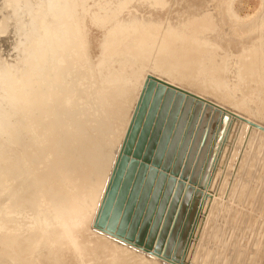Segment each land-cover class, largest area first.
I'll use <instances>...</instances> for the list:
<instances>
[{"label": "rangeland", "instance_id": "obj_1", "mask_svg": "<svg viewBox=\"0 0 264 264\" xmlns=\"http://www.w3.org/2000/svg\"><path fill=\"white\" fill-rule=\"evenodd\" d=\"M98 1H100V3ZM218 1L220 0H214V2H211V0H0V264H148L150 262V264H165L164 261L147 255L146 252L137 249V251H135V248L132 249V246L130 248V245L125 244L122 246L123 243L121 244V242L114 240L110 236L95 231L92 225L97 216L99 206L121 150L119 146H122L127 134L129 126L128 128L125 126L130 125L129 122L132 120L131 118L135 112L148 75L154 76L190 94L194 93L193 95L264 128V47H262V39L264 37L262 30L264 28L259 27L261 25L259 21L264 14L263 4L261 3L263 0H228L226 4L223 0V3L220 1L224 4H221L222 7L220 10L216 8L220 3ZM228 8L230 9V13L237 19L235 20L236 24L228 19L230 18L227 15ZM73 9L74 11H72ZM75 10H77L76 13ZM225 11L226 13H224ZM69 14L72 16L71 20ZM76 15L79 16L77 17ZM74 19H76V21ZM186 22L190 24L184 25ZM233 23L237 28L239 26L238 29L246 34L242 36H232L229 32V28ZM67 24L70 25L67 26L68 29L64 27ZM188 26L190 27V31L189 28H187ZM169 27L177 28L181 33L174 37L172 36L173 31L171 32L168 30ZM198 27L200 28L198 29ZM259 28L261 30H259ZM191 29L194 30L191 32ZM195 29H197V32ZM204 30L205 32L209 33L211 31L213 33L210 32V35L208 33L204 34ZM184 31H187L188 34ZM200 32L202 34H200ZM191 33L192 35H190ZM199 35L210 38L212 42L217 39L213 42L215 44L218 40L219 41L215 46L206 45L207 39L206 42L202 41L203 43L200 44V41H194V38ZM65 38H67V40ZM63 39L67 42L66 45L65 42H61ZM68 40L74 44L76 43L75 46H72L71 43L70 50L68 49V52L71 54L74 55L76 53V57L75 55L71 57L67 52L66 48H69ZM147 42L158 43L160 46L157 44L158 46L156 45L157 47L154 49L152 46H146L145 43L147 44ZM58 44L61 47L57 46ZM77 46H79L80 53L81 51L85 53H81V57H79V50H76V48H78ZM161 46L164 48L162 49ZM72 47H75V49ZM71 49H74L75 52H71ZM189 49H192V51ZM175 50H179L180 52L178 51L172 54ZM201 50H203V54ZM64 51L70 56H66L69 58L67 60L69 61L68 65L66 66L71 68L68 69L71 72L66 69L65 63L67 62L64 59L66 57L62 55H66ZM190 51L192 53L195 51L194 54H197L192 57L194 66L191 63L192 61L189 62L191 59H186V57H188L187 52ZM59 53L62 56L59 55ZM255 53L256 56L254 55ZM46 54H49L48 56L55 54L57 57L54 55L48 57ZM161 54L163 58L160 57ZM250 54L252 57H256L255 61H251L253 58ZM43 56L46 58L44 57L45 59H43ZM199 56L201 58H199ZM170 57L173 59L172 61ZM81 58H85L87 60L86 63L84 62L85 59L81 61ZM164 58H169L170 61L169 59L165 61L166 59ZM177 58L178 61L179 58H182L181 65L185 67H180L178 63H175L177 62ZM79 60L81 61V65L79 64ZM161 60H163V63H161ZM34 64L36 65L34 66ZM197 65L198 67H195ZM62 67H65L64 69H66L68 73L66 70L65 72L68 75L65 74L64 71L62 72ZM75 67L77 69L79 68L78 72L75 71ZM188 67H190L192 71H189L190 68ZM103 68L104 71H102ZM91 69L92 71H90ZM176 70L179 72L177 73ZM79 71L83 73L85 77L81 78L82 74ZM187 72H189L191 76H189ZM195 72H197V74ZM62 73L65 76H62ZM78 73H80L79 80H81V84L78 79L76 82V77L78 76L79 78ZM195 75L197 77H195ZM111 77L115 80L114 84L112 83L114 80ZM116 77L119 78L120 81L116 79ZM172 77L173 79H171ZM186 78L188 81L185 80ZM56 79H58V81ZM104 80H107L109 83ZM192 80L194 81L192 82ZM58 82L59 84L61 83L63 90L60 89L61 87L59 88L60 85L57 86ZM75 82L79 84L76 85ZM183 82H185V84L188 82L187 84L189 87H186L187 85L184 86ZM102 83L104 85L107 83L108 86L100 87V85H103ZM55 84L59 93L61 90L64 93L67 92L66 94H62L61 92V99L58 93L59 95L57 98L59 101L57 102H59L60 105L64 100V96H68L67 98L69 101L70 99L72 100V102L70 101L72 105H74L73 99H75V102L77 100V104L80 101L78 99H82L79 102V106L77 104L74 105L75 110L72 109V105V107H69L71 111L68 110L69 108L65 109V106L68 107L70 104L67 103L68 105H65L62 103L64 106L63 110L65 109L64 111H70L74 114L72 116L70 115L71 117L74 116L73 120L78 116L75 121L77 124L71 118L75 123L74 126L72 125L74 123H71L69 119L70 113L64 112L66 115L61 113L63 111H60L62 106L60 107L59 104L56 106V100H54L53 105V99L47 96L49 93H47V91H57ZM200 85L201 88H199ZM54 87L56 90L53 89ZM75 88H78V90ZM198 88L200 89V93L198 92ZM72 89L75 91H71L73 94H69ZM30 90L34 91L30 92ZM201 90H204L207 95L203 94V91L201 93ZM209 91L210 93H208ZM34 92L35 94H37L36 92L39 93L37 95L38 97H35V94L34 96L32 95ZM202 94L204 95L203 97ZM209 94L211 96L214 95V97H209ZM73 95L76 98L74 97L72 99L71 97H73ZM33 97L38 100L36 99L34 102ZM90 101L94 102V104H92V102L90 104ZM48 102L51 106H49ZM87 102L90 107H87ZM23 105L24 108H22ZM44 106L47 107L45 108ZM55 106V110L60 111L58 114L52 109L55 108ZM84 106H86V108ZM38 107L42 109L38 111ZM49 107L52 110L49 109L50 111L47 112V108ZM79 107H81L82 110H80ZM28 108H32V111L29 110L31 114H33L35 108H37L35 115L28 113ZM76 109L79 111L76 112ZM124 109H126L129 114L124 111ZM119 112L122 114L118 115L120 114ZM123 112L126 113L124 114ZM29 116H33L31 119L32 123L28 121L30 118ZM101 116L104 118H101ZM129 117H131L130 120L128 119ZM39 118H44L42 120L44 126L41 125L42 121L41 119L38 120ZM79 119L82 121H79ZM99 119L101 121H99ZM50 120H56L58 122V129L61 131L57 130V132L52 135L51 132L48 131L49 128L46 126V122ZM105 121H107V123ZM99 122L102 124L101 126H103V129L99 126L102 130L98 125H94L95 123L99 124ZM127 122L128 124H126ZM227 122V117H224L220 130L223 131L225 129ZM38 123H40V125ZM87 123H89V125H87ZM26 124L28 125L26 126ZM31 124H35L36 127ZM107 124L109 127L108 130H110L111 133L105 130L107 129ZM41 126L43 128H41ZM75 126H78V128L76 129ZM71 127L73 128L72 131ZM91 127L95 128L90 131L89 129H91ZM74 128L77 131H75ZM35 129H37L36 131L39 133L34 131ZM62 131L64 136L62 135ZM225 131L222 144L219 146L220 148H218L219 154L217 155L219 157L217 156L218 158L214 163V166L216 163H218V166L216 165V168L213 169L215 173L211 174L209 179L210 182L209 184L207 183L210 185L213 180L209 187L210 189L207 190L208 186L206 185L203 191L204 194L203 192H199L201 197L198 195L199 197L195 206L191 208L190 213L194 218L191 221V217L190 222L193 225L196 220L197 222L195 224L198 223V225L195 226L194 224L192 226L189 224L190 227L188 225L189 229L187 227L184 231V238L182 237L181 243L178 246L179 252L184 248L182 260L187 264H258L260 257L263 255L264 133L245 125L236 118H231ZM76 132H78L77 134L81 137L78 136V139H81H79L81 143H74L78 140L77 138L73 140ZM103 134H105V136ZM122 136H124L122 138L123 140L121 139ZM71 138L73 139L71 140ZM45 141L49 142L45 143ZM72 141H74L73 145H79L78 149L71 144ZM27 142L30 143H28L29 148H27ZM68 144L70 145L68 146ZM71 146H73L72 149ZM243 147L246 148V150ZM64 148L67 150H64ZM69 148L70 150H68ZM27 149L29 152H31L30 150L32 149L38 152L40 149L39 152L42 153V156H39L40 158L38 157L37 160L38 153L36 154V152L32 151L33 153L31 152L30 154ZM75 149L77 150L76 153ZM24 151L28 154L25 155ZM68 151H72L71 153L69 152L70 155L72 154L71 156L69 155L72 159L75 157L77 158V160L73 159L76 161L74 162L75 168H73L72 159L67 157L69 154ZM43 152L45 153L44 155ZM48 154L56 157H49ZM221 154L222 156L220 157ZM34 155L36 156L34 157ZM63 155L68 159L65 160ZM73 155L75 157H73ZM47 157L51 159L49 160ZM82 157L87 158L88 162H90L89 158H91V162L94 163L95 168L93 173L92 171L91 173L88 172L90 170L86 162L82 161ZM46 158L48 161L44 160ZM68 160H70L69 163L72 162L71 167L73 169L69 164H66ZM217 160L220 161L217 162ZM78 162L82 164V169L80 168L81 166L77 165L79 164ZM65 167L67 170L64 169ZM69 167L72 170L69 169ZM86 167L88 169H86ZM77 168L79 169L77 170ZM43 169L45 172H42ZM65 170L66 172H64ZM80 170L83 171L81 172ZM80 172L83 177L80 175ZM83 172H88L93 176L88 178L91 175L85 173V176L88 177H85L86 180H84ZM62 174L64 176H62ZM213 174H215L217 178H214ZM51 175L52 177L55 176V178L52 179H55L54 182L50 180ZM78 175L79 179L82 177L81 180L87 181L85 184H82L84 182H79L84 188L76 187L77 181L75 179L77 177L75 178V176ZM219 175L222 177L220 176L218 178ZM87 178L89 180H87ZM69 179L71 182H69ZM72 179L76 181L75 185ZM99 180L102 182L101 185L98 184L100 183ZM79 183L77 182V185ZM216 183L217 187L220 186L218 183H222L218 189ZM52 185H57L58 187H53ZM60 186L63 187L60 189ZM63 188L65 190H63V192L65 193L62 192ZM77 188L79 190L81 189V194L84 193V198L81 197L82 195H79V190L76 191ZM82 189H86L85 192ZM99 191L101 192L99 193ZM76 193H78V196ZM97 193L98 195H96ZM85 194L87 196H85ZM211 194L215 199H212L213 197ZM72 195L77 197V202L79 199L81 200V203L79 202L81 205L77 203L78 206L76 207L73 204L74 208H82L83 210L81 209V212L78 209H73L72 203L74 201L76 203V197L74 196V201L71 199L73 201L71 202L70 196ZM96 196L97 198H94ZM208 196L212 197L210 198L212 201L206 199ZM90 197H93L94 200L93 198L91 200ZM88 198L90 201L87 200ZM68 199L70 202H66ZM217 200L223 201L224 204L222 205L221 202ZM91 201L95 203L92 204ZM95 204L98 206L93 207ZM226 204H229V207ZM65 205L71 206L70 209L72 208L71 213L68 215L71 217L73 216L72 213L74 214V216L70 218V221L67 218L69 217L66 213L68 211L64 210L70 211V209ZM63 206H65V208ZM214 206H218L217 214L215 213L216 215L214 213L212 214V212H216ZM220 206L221 209H219ZM73 210H77V213ZM203 211V216H205L203 217L204 220L201 214ZM199 214L201 217H199ZM90 217L92 219H90ZM197 217L200 221H198ZM217 217L220 218L218 219ZM88 220L91 221V223ZM215 220L218 221L216 222ZM68 223L71 224L72 227L66 226L65 228L64 226L68 225ZM206 223H210L211 225ZM70 228L71 230L73 228V230L70 231ZM188 231H190V233ZM69 232H73V235ZM187 235L189 236L188 239L186 238L188 237ZM116 245L119 247H115ZM124 248L131 250L128 251ZM114 250H117V253ZM118 251L119 253L122 252L120 253L121 255ZM178 251H176L175 254H178ZM113 252L116 253V257ZM109 257L111 259H109ZM130 258L133 259V261ZM144 258L149 259H147L148 261L146 262Z\"/></svg>", "mask_w": 264, "mask_h": 264}, {"label": "water", "instance_id": "obj_2", "mask_svg": "<svg viewBox=\"0 0 264 264\" xmlns=\"http://www.w3.org/2000/svg\"><path fill=\"white\" fill-rule=\"evenodd\" d=\"M224 117L264 133L263 127L148 75L95 231L165 263L187 264L184 248L175 252L213 172L228 126L220 130Z\"/></svg>", "mask_w": 264, "mask_h": 264}, {"label": "bare ground", "instance_id": "obj_3", "mask_svg": "<svg viewBox=\"0 0 264 264\" xmlns=\"http://www.w3.org/2000/svg\"><path fill=\"white\" fill-rule=\"evenodd\" d=\"M149 1H150V0H149ZM156 1H157V0H156ZM158 1H159V0H158ZM220 1L222 2L223 0H220ZM220 1H218V2H220ZM66 2H67V1H66ZM98 2L100 3V1H98ZM211 2H214V0H211ZM215 2H216V1H215ZM221 2H220L219 4L217 3V4H218V7L215 5L216 8L219 9V10H220L221 7H222L221 4H222L223 2H222V3H221ZM227 2H228V0H224V3H225V4H226ZM229 2H230V1H229ZM78 3H79V2H78ZM78 3H77V5H78ZM231 3H232V2H231ZM261 3L263 4V8H264V0H263V2H261ZM209 4H210V3H209ZM209 4H208V5H209ZM214 4H215V3H214ZM214 4H213V5H214ZM106 5H107V3H106ZM175 5H176V4H175ZM222 5H224V4H222ZM58 6H59V5H58ZM215 6H214V7H215ZM51 7H52V6H51ZM85 7H86V6H85ZM97 7H98V6H97ZM99 7H100V6H99ZM224 7H225V6H224ZM224 7H223V8H224ZM263 8H262V9H263ZM90 9H91V8H90ZM214 10H215V8H214ZM72 11H74V9H73ZM76 11H77V10H75V13H76ZM231 11H232V10H231ZM260 11H261V10H260ZM51 12H52V11H51ZM61 12H62V11H61ZM99 12H101V11H99ZM55 13H56V12H55ZM62 13H63V12H62ZM65 13H66V12H65ZM68 13H69V12H68ZM68 13H67V14H68ZM71 13H72V12H71ZM73 13H74V12H73ZM75 13H74V14H75ZM81 13H82V12H81ZM224 13H226V11H225ZM74 14H73V17H74ZM77 14H78V12H77ZM99 14H100V13H99ZM211 14H212V13H211ZM217 14H218V13H217ZM59 15H60V14H59ZM64 15H65V14H64ZM71 15H72V14H71ZM79 15H80V14H79ZM79 15H78V16H79ZM214 15H216V14H214ZM222 15H223V13H222ZM227 15L230 17V18H228L229 20H232L234 23L236 22L235 20H237V19H235V16H234L233 14L230 13V9H229V8H228V14H227ZM69 16H70V14H69ZM69 16H68V17H69ZM76 16H77V15H76ZM78 16H77V17H78ZM191 16H192V15H191ZM207 16H208V15H207ZM56 17H57V16H56ZM56 17H55V18H56ZM64 17H65V16H64ZM71 17H72V16L69 17L70 20H71ZM86 17H87V16H86ZM193 17H195V16H193ZM210 17H212V16H210ZM225 17H226V16H225ZM69 18H68V20H69ZM74 18H75V17H74ZM202 18H203V17H202ZM214 18H215V16H214ZM221 18H222V17H221ZM259 18H260V17H259ZM72 19H73V18H72ZM188 19H189V18H188ZM194 19H195V18H194ZM194 19H192V20H194ZM206 19H207V18H206ZM224 19H225V18H224ZM257 19H258V18H257ZM66 20H67V19H66ZM74 20L76 21V19H74ZM207 20H208V19H207ZM240 20H241V19H240ZM188 21H189V20H188ZM232 21H231V22H232ZM257 21H258V20H257ZM78 22H79V20H78ZM81 22H82V20H81ZM190 22H193V21H190ZM243 22H244V21H243ZM186 23H187V24H186ZM186 23H185V24L183 23V24H184V25H188L189 22H186ZM212 23H213V22H212ZM222 23H223V22H222ZM234 23H233V25H234ZM69 24H70V23H69ZM69 24L65 25L64 27L68 29L67 26H70V25H71V24H70V25H69ZM189 24H190V23H189ZM201 24H202V23H201ZM206 24H207V23H206ZM223 24H224V23H223ZM230 24H231V23H230ZM230 24H229V26H230ZM235 24H236V23H235ZM251 24H252V23H251ZM259 24H261L259 27H263V28H264V14H263L262 17H261V20L259 21ZM85 25H86V24H85ZM207 25H208V24H207ZM211 25H212V24H211ZM211 25H210V26H211ZM233 25H231L230 28H229V29H230L229 32H230V34H232V36H234V35H235V36H242V35H245V34H246V33L244 34L242 31H240V29H238L239 26H238V28H237L236 25H234V26H233ZM249 25H250V24H249ZM256 25H257V24H256ZM256 25H254V26H256ZM170 26H171V25H170ZM182 26H183V25H182ZM189 26H190V25H189ZM189 26H188L187 28H189V31H190V27H189ZM223 26H224V25H223ZM245 26H246V25H245ZM254 26H253V29H254ZM224 27H225V26H224ZM251 27H252V26H251ZM251 27H250V28H251ZM257 27H258V25H257ZM72 28H73V26H72ZM72 28H71V29H72ZM87 28H88V27H87ZM191 28H192V27H191ZM196 28H197V27H196ZM199 28H200V27H198V29H199ZM222 28H223V27H222ZM80 29H81V28H80ZM183 29H184V28H183ZM206 29H207V28H206ZM212 29H213V28H212ZM214 29H215V28H214ZM73 30H74V29H73ZM168 30L171 31V32L173 31V32H172V34H173L172 36H174V37H176V35H178L179 33H181V31H178L177 28H172V27L170 28V27H169ZM193 30H194V29H191V32H192ZM195 30H196V32H197V29H195ZM200 30H202V29H200ZM241 30H242V28H241ZM256 30H257V29H256ZM259 30H261V29L259 28ZM87 31H88V30H87ZM257 31H258V30H257ZM184 32H187V31H184ZM196 32H194V33H196ZM210 32H211V31H210ZM210 32H209V33H210ZM244 32H245V31H244ZM198 33H199V31H198ZM206 33H208V32H205V30H204V34H206ZM209 33H208V34H209ZM211 33H213V32H211ZM223 33H224V32H223ZM262 33H263V35H264V29L262 30ZM55 34H57V33H55ZM187 34H188V32H187ZM196 34H197V33H196ZM200 34H202V33L200 32ZM204 34H203V36H204ZM219 34H220V33H219ZM219 34H218V35H219ZM68 35H69V33H68ZM190 35H192V33H191ZM209 35H210V34H209ZM83 36H84V35H83ZM86 36H87V35H86ZM203 36H202V35H201V36L199 35V36H197V37L194 36V37H195V38H194V41H195V42H199V41H200V42H201L200 44H202L203 42H206V39H207V42H206L207 44H206V45H210V46H215V45L217 44V42L219 41V40H218V41L216 42V44H215V43H213V42L216 41L217 39L214 40V41L212 42V40H211L210 38H206V37H203ZM206 36H207V35H206ZM225 36H226V35H225ZM51 37H52V36H51ZM67 37H68V36H67ZM69 37H70V35H69ZM216 37H217V35H216ZM169 38H171V37H169ZM57 39H58V38H57ZM65 39L67 40V38H65ZM65 39H63L61 42H65ZM69 39H70V38H69ZM156 39H157V38H156ZM218 39H219V38H218ZM221 39H222V38H221ZM158 40H159V39H158ZM158 40H157V41H158ZM160 40H161V38H160ZM162 40H163V39H162ZM165 40H166V39H165ZM170 40H171V39H170ZM176 40H177V39H176ZM204 40H205V41H204ZM39 41H40V40H39ZM157 41H154V42H157ZM202 41H203V42H202ZM102 42H103V41H102ZM154 42H147V44L145 43V45H146V46H152V48L155 49L159 44L157 43V44H158V45H157V44H155ZM163 42H164V41H163ZM184 42H185V41H184ZM66 43H67V42H65V45H66ZM68 43H69V48H66V49H67V52H68V49L70 50V47H71L70 45H71L72 42H71V41L69 42V40H68ZM77 43H78V42H77ZM89 43H90V42H89ZM159 43H162V42H159ZM165 43H166V42H165ZM175 43H176V41H175ZM62 44H63V43H62ZM75 44H76V43H75ZM75 44L72 43V46H73V45L75 46ZM163 44H164V43H163ZM178 44H179V43H178ZM178 44H177V45H178ZM78 45H79V44H78ZM90 45H91V44H90ZM156 45H157V46H156ZM161 45H162V44H161ZM165 45H166V44H165ZM167 45H168V43H167ZM174 45H175V44H174ZM180 45H181V44H180ZM54 46H55V45H54ZM57 46H59V44H58ZM63 46H64V45H63ZM80 46H82V45H80ZM159 46H160V45H159ZM163 46H164V45H163ZM187 46H188V45H187ZM194 46H195V45H194ZM59 47H61V46H59ZM67 47H68V45H67ZM77 47H78V48H76V50H77V49L79 50V46H77ZM166 47H167V46H166ZM196 47H197V46H196ZM199 47H200V46H199ZM262 47H264V37H263V39H262ZM72 48L75 49V47H72ZM161 48H162V46H161ZM163 48H164V47H163ZM163 48H162V49H163ZM170 48H171V46H170ZM174 48H175V47H174ZM181 48H182V47H181ZM183 48H184V47H183ZM189 48H190V47H189ZM191 48H192V47H191ZM43 49H44V48H43ZM64 49H65V48H64ZM74 49H73V50L71 49V52H72V51L75 52ZM165 49H166V48H165ZM175 49H176V48H175ZM178 49H179V48H178ZM192 49H193V48H192ZM192 49H189V50L192 51ZM198 49H199V48H198ZM44 50H45V49H44ZM81 50H83V49H81ZM194 50H196V49H194ZM65 51H66V50H65ZM65 51H64V52H65ZM83 51H84V50H83ZM167 51H168V49H167ZM170 51H171V50H170ZM178 51H179V50H178ZM178 51L175 50V52H173L172 54H174V53H176V52H178ZM191 51H190V52H187V53H188V57H186V59H191L189 62L192 61V57H193V56H196V55H197V54H194L195 51H194L193 53H192ZM198 51H199V50H198ZM202 51H203V50H201V53L203 54ZM42 52H44V51H42ZM55 52H57V51H55ZM59 52H60V51H59ZM67 52H65L66 55H65V54H62V55H64V57H66V56L68 55ZM77 52H78V51H77ZM171 52H172V51H171ZM179 52H180V51H179ZM45 53H46V52H45ZM45 53H44V54H45ZM51 53H52V52H51ZM68 53H69V55H71V57H72V56L74 57V55H75V57H76V55H77L76 53H75L74 55L71 54L70 52H68ZM79 53H80V50H79ZM81 53H82V54H85V53H83L82 51H81ZM81 53L79 54V57H81V56H80ZM56 54H57V53H56ZM162 54H163V53H162ZM162 54H161L160 57H162ZM198 54H199V53H198ZM40 55H41V53H40ZM42 55H43V54H42ZM46 55L48 56L49 54H46ZM46 55H45V56H46ZM53 55L55 56V54H53ZM53 55H51V56H53ZM59 55H61V54L59 53ZM59 55H58V56H59ZM62 55H61V56H62ZM69 55H68V56H69ZM250 55H251V54H250ZM254 55L256 56V53H255ZM263 55H264V54H263ZM45 56H43V59L46 58ZM51 56H48V57H51ZM68 56H67V57H68ZM85 56H86V55H85ZM174 56H175V55H174ZM38 57H40V56H38ZM44 57H45V58H44ZM55 57H57V56H55ZM59 57H60V56H59ZM67 57H66V58H67ZM69 57H70V56H69ZM82 57H83V55H82ZM251 57H252V55H251ZM66 58H64V59L66 60V62H67V63H65V66L68 65V62H69V61H67L69 58H67V59H66ZM85 58H86V57H85ZM85 58H83V59H85ZM162 58H163V57H162ZM173 58H174V57H173ZM197 58H198V57H197ZM199 58H201V57L199 56ZM252 58H253L254 60H253ZM252 58H251V59H252L251 61H252V62L255 61L256 57H252ZM41 59H42V58H41ZM61 59H62V58H61ZM81 59H82V58H81ZM83 59H82L81 61H83ZM164 59H166V58H164ZM167 59H169V58H167ZM167 59H166L165 61H167ZM170 59H171V57H170ZM170 59H169V61H170ZM195 59H196V58H195ZM65 60H63V61H65ZM70 60H71V59H70ZM172 60H173V59H171V61H172ZM181 60H182V58H181V59L179 58L180 64H179L178 58H177V62H175V61H174V62H175L176 64L178 63V65H180V67H181V66L185 67L184 65H181V64H182V63H181ZM263 60H264V59H263ZM35 61L37 62L36 58H35ZM61 61H62V60H61ZM81 61L79 60V62H80L79 64H80V65H81ZM86 61H87V60L85 59L84 62L86 63ZM161 61H162L161 63H163V60H161ZM71 62H72V60H71ZM73 62H74V61H73ZM193 62H194V61L191 62L192 65H193ZM168 63H169V62H168ZM170 63H171V62H170ZM175 63H173V64H175ZM199 63H200V62H199ZM36 64H37V63H36ZM36 64H34V66H35ZM79 64H78V65H79ZM263 64H264V61H263ZM78 65H77V66H78ZM90 65H91V64H90ZM98 65H99V64H98ZM167 65H170V64H167ZM62 66H64V65H62ZM87 66H88V65H87ZM171 66H172V65H171ZM175 66H176V65H175ZM175 66H173V67H175ZM190 66H191V65H190ZM193 66H194V65H193ZM66 67H67V68H66L67 70H68V69H71V68H68L69 66H66ZM78 67H79V66H78ZM101 67H105V66H101ZM166 67H167V66H166ZM176 67H177V66H176ZM183 67H182V68H183ZM195 67H198V65L195 66ZM62 68H63V69H61V70H62V72L64 71L65 74H67L68 71H70V70L67 71L66 69H64L65 67H62ZM79 68H80V67H79ZM79 68L77 69V68L75 67V69H76L75 71L78 72ZM98 68H99V66H98ZM178 68H179V66H178ZM188 68H190V67H188ZM199 68H200V67H199ZM89 69H90V68H89ZM123 69H124V68H123ZM167 69H168V68H167ZM174 69H176V68H174ZM180 69H181V68H180ZM180 69H179V70H180ZM197 69H198V68H197ZM65 70L67 71V73L65 72ZM114 70H115V69H114ZM124 70H125V69H124ZM182 70H183V69H182ZM182 70H181V71H182ZM190 70L192 71L191 68L189 69V71H190ZM90 71H92V69H91ZM98 71H99V70H98ZM102 71H104V68H103ZM121 71H122V69H121ZM195 71H196V70H195ZM70 72H71V71H70ZM70 72H69V73H70ZM76 72H75V73H76ZM79 72H80V71H79ZM100 72H101V71H100ZM176 72H177V70H176ZM178 72H179V71H178ZM178 72H177V73H178ZM80 73H81V72H80ZM80 73H78V74H79V78H78V76L76 77V82L80 79ZM108 73H109V71H108ZM112 73H113V72H112ZM118 73H119V72H118ZM122 73H123V72H122ZM180 73H181V72H180ZM193 73H194V72H193ZM193 73H192V74H193ZM195 73L197 74V72H195ZM78 74H77V75H78ZM81 74L83 75V73H81ZM99 74H100V73H99ZM109 74H110V73H109ZM187 74H189V72H187ZM63 75H64V74L62 73V76H63ZM67 75H68V74H67ZM82 75H81V78H82V77H85L84 75H83V76H82ZM182 75H183V74H182ZM182 75H181V76H182ZM64 76H65V75H64ZM87 76H88V75H87ZM189 76H191V75L189 74ZM192 76H193V75H192ZM198 76H199V75H198ZM121 77H122V76H121ZM173 77H174V76H173ZM173 77H172L171 79H173ZM182 77H183V76H182ZM195 77H197V76L195 75ZM61 78H62V77H61ZM97 78H98V76H97ZM106 78H107V77H106ZM111 78L113 79V77H111ZM111 78H110V79H111ZM175 78H176V77H175ZM187 78H188V77H187ZM187 78H186L185 80L188 81L189 78H188V79H187ZM190 78H191V77H190ZM77 79H78V80H77ZM84 79H85V78H84ZM116 79H118V80L120 81L119 78L116 77ZM176 79H177V78H176ZM179 79H182V78H179ZM179 79H178V80H179ZM56 80L58 81V79H56ZM107 80H108V79H107ZM107 80H104V81H107ZM113 80H114V79H113ZM113 80H111V81H113ZM185 80H184V81H185ZM194 80H195V79H194ZM194 80H192V82H193ZM59 81H60V78H59ZM80 81H81V80H79V83L81 84ZM98 81H99V80H98ZM109 81H110V80H109ZM182 81H183V80H182ZM198 81H199V80H198ZM76 82H75V84H76ZM107 82H108V81H107ZM114 82H115V80H114L112 83L114 84ZM116 82H117V80H116ZM34 83H35V82H34ZM79 83H77L76 85H78ZM82 83H83V82H82ZM103 83H104V82H103ZM103 83H102V84H103ZM108 83H109V82H108ZM110 83H111V82H110ZM183 83H184V84H183L184 86L187 85L186 87H189L188 84H187L188 82H186V84H185V82H183ZM196 83H197V81H196ZM36 84H37V83H36ZM36 84H35V85H36ZM99 84H100V82H99ZM106 84H107V83H105V85H104V84H103V85H100V87H101V86H106V87H107L108 84H107V85H106ZM116 84H117V83H116ZM192 84H193V83H192ZM192 84H191V85H192ZM198 84H199V83H198ZM43 85H44V84H43ZM59 85H60V86H59ZM89 85H90V84H89ZM110 85H111V84H110ZM194 85H195V83H194ZM44 86H45V85H44ZM57 86H59V88L61 87L60 89H62L61 83L59 84V82H58ZM57 86H56V84H55L56 89H57ZM94 86H95V84H94ZM196 86H197V85H196ZM37 87H38V86H37ZM55 87L53 88L54 90H56ZM89 87H90V86H89ZM119 87H120V86H119ZM197 87H198V86H197ZM39 88H40V87H39ZM42 88H43V87H42ZM45 88H46V87H45ZM95 88H96V87H95ZM103 88H105V87H103ZM103 88H102V91H103ZM199 88H201V85L199 86ZM199 88H198V92L200 93V91H199L200 89H199ZM202 88H203V85H202ZM31 89H32V88H31ZM60 89H59V90H60ZM75 89H76V88H75ZM85 89H86V88H85ZM92 89H94V88H92ZM96 89H97V88H96ZM105 89H106V88H105ZM194 89H195V88H194ZM194 89H192V90H194ZM36 90H37V89H36ZM36 90H35V91H36ZM50 90H51V89H50ZM62 90H63V89H62ZM62 90H61V92H62V94H63L64 92H63ZM76 90H78V88H77ZM137 90H138V89H137ZM33 91H34V90H32V91L30 90V92H33ZM37 91H39V90H37ZM45 91H46V90H45ZM51 91H52V90H51ZM57 91H58V89H57ZM57 91H55V92H57ZM71 91L74 92L75 90H73V89L70 90L69 94H70V93L73 94V92H71ZM83 91H84V90H83ZM98 91H99V90H98ZM100 91H101V90H100ZM202 91L204 92V90H201V93H202ZM48 92H49V93H48ZM55 92L47 91V93H48L47 96H48L50 99H53V102H52L53 105H54V100H56V102L59 101V99L57 98L58 95L60 94V97H59L60 99H61V96H62L61 92H60V93H59V91H58L57 93H55ZM88 92H89V91H88ZM94 92H95V91H94ZM36 93H37V94H35V92H34L32 95L34 96V94H35V97H36V96L39 94L38 92H36ZM58 93H59V94H58ZM66 93H67V92H66ZM66 93H64V94H66ZM208 93H210V91H209ZM45 94H46V93H45ZM72 94H71V95H72ZM88 94H89V93H88ZM191 94H192V93H191ZM193 94H194V93H193ZM203 94H206V92H204ZM203 94H202V97L204 96ZM96 95H98V94H96ZM134 95H135V94H134ZM200 95H201V94H200ZM206 95H207V94H206ZM209 95H210V94H209ZM42 96H43V95H42ZM45 96H46V95H45ZM85 96H86V95H85ZM85 96H84V97H85ZM89 96H91V95H89ZM195 96H196V95H195ZM37 97H38V96H37ZM67 97H68V96H67ZM67 97H65V96L63 97V99H64V100L62 99L63 102L60 101V102H61V105L59 104V102H57L56 106H58V104H59L60 107L62 106V109H61L60 107H57V108H60V109H61L60 111H62L63 108H64L63 104L66 105L67 103L70 104V106L67 104L68 107L65 106V109H68L69 107H72V106H73L72 109L75 110L74 105L77 104V100H76V102H75V101H74L75 99H73L75 96L73 95V97H71V98L73 99L74 105L71 104L72 100L70 99V101H71V102H70L69 99H68ZM209 97H212V98H213L214 95H213V96L210 95ZM45 98H46V97H45ZM75 98H76V97H75ZM79 98H80V97H79ZM96 98H97V96H96ZM129 98H130V96H129ZM132 98H133V96H132ZM30 99H32V98H30ZM33 99H34V97H33ZM36 99H37V98H36ZM36 99H34L33 101L35 102ZM39 99H40V98H39ZM93 99H94V98H93ZM93 99H92V100H93ZM37 100H38V99H37ZM43 100H44V99H43ZM78 100L81 101L82 99H78ZM89 100H90V99H89ZM125 100H126V99H125ZM39 101H41V100H39ZM47 101H48V100H47ZM68 101H69V102H68ZM80 101H79V102H80ZM126 101H127V100H126ZM34 102H33V104H34ZM36 102H37V101H36ZM79 102H78V104H77L78 106L80 105ZM91 102H92V101H90V104H91ZM106 102H107V101H106ZM124 102H125V101H124ZM62 103H63V104H62ZM30 104H31V102H30ZM37 104H38V102H37ZM48 104H49V102H48ZM92 104H94V102H92ZM38 105H39V104H38ZM38 105H37V106H38ZM45 105H46V104H45ZM71 105H72V106H71ZM83 105H85V104H83ZM88 105H89V104H88V102H87V107H90V106H88ZM109 105H110V104H109ZM124 105H125V104H124ZM41 106H42V105H41ZM49 106H51V105L49 104ZM56 106H55V108H52V109L55 110V109H56ZM121 106H123V105H121ZM35 107H36V106H35ZM44 107L46 108L47 106H44ZM66 107H67V108H66ZM84 107L86 108V106H84ZM106 107H109V106H106ZM22 108H24V105L22 106ZM22 108H21V109H22ZM33 108H34V107H33ZM79 108H80V110H82L81 107H79ZM79 108H78V109H79ZM85 108H84V109H85ZM112 108H113V105H112ZM31 109H32V108H31ZM31 109L28 108V110H27L28 113H30L29 110L32 111ZM36 109H37V108H35V111H37V110L39 111V109L41 110L42 108H39V107H38V109H37V110H36ZM49 109H51V108H50V107L47 108V112L50 111ZM52 109H51V110H52ZM65 109H64V110H65ZM70 109H71V108H69L68 110H70ZM78 109H76V112L79 111ZM100 109H101V108H100ZM113 109H114V108H113ZM121 109H122V108H121ZM121 109H120V110H121ZM43 110H45V109H43ZM54 110H53V111H54ZM64 110H63L61 113H64V112L66 113V112H67V111H64ZM101 110H102V109H101ZM18 111H20V110H18ZM33 111H34V109H33ZM35 111H34V113L32 112L34 115H35ZM60 111H58V110L56 111V110H55V113L58 114ZM70 111H71V110H70ZM70 111H68L70 114H69L68 112H67V113L69 114V117H70L69 119L71 120V118H72V120H73L74 116H73V117H71V116L74 115V114H73L72 112H70ZM97 111H99V110H97ZM124 111H126V109H124ZM129 111H130V110H129ZM82 112H83V111H82ZM120 112H121V111H120ZM120 112H119V113H120ZM126 112H127V111H126ZM126 112H123V113L125 114ZM65 113H64V114H65ZM71 113H72V114H71ZM107 113H109V112H107ZM127 113H128V112H127ZM30 114H31V113H30ZM33 114H31V115H33ZM49 114H50V113H49ZM78 114H79V113H78ZM121 114H122V113H120V114H118V115H121ZM128 114H129V113H128ZM45 115H46V114H45ZM52 115H53V113H52ZM54 115H55V114H54ZM65 115H66V114H65ZM70 115H71V116H70ZM83 115H84V114H83ZM83 115H82V117H83ZM100 115H101V114H100ZM60 116H61V115H60ZM60 116H59V117H60ZM67 116H68V115H67ZM75 116H76V115H75ZM105 116H106V115H105ZM123 116H124V115H123ZM129 116H130V115H129ZM29 117H30V118L28 119V121H30L29 123H32V122H31V119H32L33 116H32V117L29 116ZM50 117H51V116H50ZM61 117H62V116H61ZM45 118H46V117H45ZM52 118H53V117H52ZM52 118H51V119H52ZM55 118H56V117H55ZM66 118H67V117H66ZM75 118H76V117H75ZM77 118H78V116H77ZM77 118H76V119H77ZM84 118H85V117H84ZM97 118H98V117H97ZM101 118H104V117L101 116ZM101 118H100V119H101ZM120 118H122V117H120ZM120 118H119V120H120ZM130 118H131V117H129L128 119L130 120ZM34 119H35V118H34ZM40 119H41V118H39L38 120H40ZM43 119H44V118H43ZM43 119H41V121H42ZM63 119H64V118H63ZM76 119H74L73 121L75 122ZM81 119H82V118H81ZM100 119H99V121H101ZM123 119H124V118H123ZM131 119H132V118H131ZM48 120H49V119H48ZM72 120H71V123L73 122ZM102 120H103V119H102ZM106 120H107V119H106ZM124 120H125V119H124ZM129 120H128V121H129ZM45 121H46V120H45ZM57 121H58V119H57ZM57 121H56V120H54V121H53V120H50L49 122H48V121L46 122V123H47L46 126L49 128L48 131H50L52 135H53L54 133H56L57 130H60V129H58V122H59V121H58V122H57ZM79 121H82V120L79 119ZM110 121H111V120H110ZM34 122H35V121H34ZM64 122H65V121H64ZM74 122H73V123H74ZM83 122H84V119H83ZM96 122H98V121H96ZM105 122L107 123V121H105ZM111 122H112V121H111ZM114 122H115V121H114ZM59 123H60V122H59ZM69 123H70V122H69ZM75 123L77 124V122H75ZM75 123L72 124V125L74 126ZM78 123H79V122H78ZM101 123H102V122H101ZM103 123H104V122H103ZM118 123H119V122H118ZM36 124H37V122H36ZM38 124L40 125V123H38ZM91 124H93V123H91ZM113 124H114V123H113ZM116 124H117V123H116ZM116 124H115V125H116ZM126 124H128V122H127ZM129 124H130V122H129ZM27 125H28V124H26V126H27ZM31 125H32V124H31ZM31 125H30V126H31ZM33 125L35 126V124H33ZM33 125H32V126H33ZM39 125H37V126H39ZM41 125H43V121H42ZM66 125H67V124H66ZM72 125H71V126H72ZM87 125H89V123H87ZM94 125H98V127H99V126H101L102 124H100V122H99V124H96V123H95ZM26 126H25V128H26ZM43 126H44V125H43ZM62 126H63V122H62ZM128 126H129V125H127V126H125V127L128 128ZM35 127H36V126H35ZM67 127H68V126H67ZM102 127H103V126H101V128H102ZM117 127H118V124H117ZM119 127H120V126H119ZM33 128H34V127H33ZM41 128H43V127L41 126ZM71 128H72V127H71ZM75 128L77 129L78 126H77V127L75 126ZM75 128H74V129H75ZM94 128H95V127H94ZM94 128L91 127V129H89V130L91 131V130H93ZM96 128H97V127H96ZM99 128H100V127H99ZM101 128H100V129H101ZM108 128H109V127H108V124H107V129H105V130L107 131ZM39 129H40V128H39ZM63 129H64V128H63ZM65 129H66V128H65ZM76 129H75V131H77ZM102 129H103V128H102ZM102 129H101V130H102ZM117 129H119V128H117ZM121 129H122V128H121ZM36 130H37V129H35L34 131H36ZM43 130H44V129H43ZM72 130H73V128L71 129V131H72ZM80 130H81V129H80ZM105 130H104V131H105ZM119 130H120V129H119ZM122 130H123V129H122ZM41 131H42V129H41ZM60 131H61V130H60ZM63 131H64V130H63ZM63 131H62V135H63ZM75 131H74V132H75ZM108 131L110 132V130H108ZM117 131H118V130H117ZM117 131H116V132H117ZM120 131H121V130H120ZM36 132H37V131H36ZM96 132H97V131H96ZM99 132L101 133L100 130H99ZM112 132H113V131H112ZM125 132H126V130H125ZM125 132H124V133H125ZM28 133H29V131H28ZM30 133H31V132H30ZM37 133H39V132H37ZM44 133H45V131H44ZM77 133H78V132H76V134H77ZM102 133H103V131H102ZM106 133H107V132H106ZM110 133H111V132H110ZM49 134H50V133H49ZM76 134H75V138H74V139L71 138V140H72V139H73V140H76V138L78 139V136H79V135L77 134V137H76ZM83 134H84V133H83ZM83 134H82V135H83ZM125 134H126V133H125ZM125 134H124V136H125ZM39 135H40V134H39ZM46 135H47V134H46ZM46 135H45V136H46ZM62 135H61V136H62ZM103 135L105 136V134H103ZM117 135H119V134H117ZM29 136H30V135H29ZM29 136H28V137H29ZM50 136H51V135H50ZM63 136H64V135H63ZM111 136H113V135H111ZM119 136H120V135H119ZM119 136H118V138H119ZM124 136H122L121 139H122ZM39 137H40V136H39ZM51 137H52V136H51ZM79 137H80V136H79ZM109 137H110V136H109ZM40 138H41V137H40ZM40 138H39V139H40ZM80 138H81V137H80ZM80 138H79V139H80ZM113 138H114V137H113ZM39 139H38V140H39ZM42 139H43V138H42ZM61 139H62V138H61ZM79 139L77 140V142H76V141H75V142L72 141V143H71V142H69V143H71L72 145H73V142H74V143H81V142H80L81 139H80V140H79ZM105 139H106V138H105ZM43 140H44V139H43ZM115 140H116V139H115ZM122 140H123V139H122ZM59 141H60V140H59ZM106 141H107V139H106ZM116 141H117V140H116ZM34 142H35V141H34ZM48 142H49V141H48ZM48 142L45 141V143H48ZM118 142H119V141H118ZM28 143H29V142H27V146H28L27 148H29ZM31 143H32V142H31ZM38 143H41V142H38ZM51 143H52V141H51ZM107 143H108V141H107ZM29 144H30V143H29ZM32 144H33V143H32ZM57 144H58V143H57ZM105 144H106V143H105ZM120 144H121V142H120ZM43 145H44V144H43ZM45 145H46V144H45ZM69 145H70V144H68V146H69ZM34 146H35V144H34ZM46 146H47V145H46ZM49 146H50V145H49ZM52 146H53V145H52ZM55 146H56V145H55ZM59 146H60V145H59ZM62 146H63V145H62ZM73 146H76L77 149H78V147H79V145L77 146V144H75V145H73ZM73 146H71V149H72ZM112 146H114V145H112ZM243 146H244V145H243ZM37 147H38V146H37ZM50 147H51V146H50ZM53 147H54V146H53ZM76 147H75V148H76ZM115 147H116V145H115ZM119 147H122V146H119ZM30 148H31V146H30ZM39 148L41 149L40 146H39ZM42 148H44V147H42ZM48 148H49V147H48ZM59 148H60V147H59ZM243 148H244V147H243ZM35 149H36V148H35ZM35 149H32V150H30V151H31V152H32V151H33V152H36V151H34ZM40 149H39V151H40ZM44 149H45V148H44ZM46 149H47V148H46ZM118 149H119V148H118ZM244 149L246 150V148H244ZM244 149H243V150H244ZM41 150H42V149H41ZM64 150H67V149L64 148ZM64 150H63V151H64ZM68 150H70V148H69ZM75 150H76V149H75ZM119 150H120V149H119ZM233 150H234V149H233ZM247 150H248V149H247ZM27 151L29 152L28 149H27ZM37 151H38V150H37ZM39 151L36 152V154L38 153V154H37V160H38V157H39V156H40V157L42 156V155H41L42 153L39 152ZM57 151H59V150H57ZM24 152H25V151H24ZM31 152H29V153L31 154ZM33 152H32V153H33ZM61 152H62V151H61ZM66 152H67V151H66ZM69 152H70V151H68V153H69ZM71 152H72V151H71ZM71 152H70V153H71ZM76 152H77V150L75 151V153H76ZM240 152H241V150H240ZM46 153H47V152H46ZM52 153H53V152H52ZM59 153H60V152H59ZM64 153H65V152H64ZM68 153H67V154H68ZM70 153L68 154V156H67L66 154H64V155L67 156L68 158H71V159H72V157H70L72 154L70 155ZM75 153H73V154H75ZM242 153H243V152H242ZM244 153H245V151H244ZM246 153H247V152H246ZM26 154H28V153L25 152V155H26ZM44 154H45V153L43 152V155H44ZM85 154H86V153H85ZM218 154H219V153H218ZM55 155H56V154H55ZM64 155H63V156H64ZM69 155H70V156H69ZM245 155H246V154H245ZM27 156H28V155H27ZM35 156H36V155H34V157H35ZM48 156L50 157V156H52V155H51V154H48ZM60 156H61V155H60ZM65 156H64L63 158H64L65 160L68 159V158L65 157ZM217 156H218V155H217ZM221 156H222V154L220 155V157H221ZM40 157H39V158H40ZM43 157H44V156H43ZM55 157H56V156H55ZM55 157L52 156V158H55ZM73 157H75V156L73 155ZM85 157H86V156H85ZM85 157H84V158H85ZM218 157H219V156H218ZM218 157H216V159H217ZM30 158H31V157H30ZM47 158H48V157H47ZM47 158L44 159V160H47ZM82 158H83V157H82ZM84 158H83V160H82V159H81V160L84 161V162H86V164H87V166H88V168H89V170H90V171H88V172L91 173V171H92V173H93V170H95V168H94V163L91 162V158H89L91 163L87 161V160H88L87 158H85V159H84ZM48 159L50 160L51 158H48ZM71 159H70V160H71ZM73 159L77 160L76 157L73 158ZM73 159H72V162H73V166H74V165H75L74 162H76V161H74ZM219 159H221V158H219ZM29 160H32V159H29ZM41 160H42V158H41ZM62 160H63V159H62ZM70 160H68V163H66V164H69L70 167H71L72 162L69 163ZM239 160H240V159H239ZM39 161H40V159H39ZM47 161H48V160H47ZM47 161H46V162H47ZM55 161H56V160H55ZM63 161H64V160H63ZM79 161H80V159H79ZM215 161H216V160H215ZM219 161H220V160H219ZM219 161L217 160V162H219ZM42 162H43V160H42ZM50 162H51V161H50ZM50 162H49V163H50ZM64 163H65V162H64ZM78 163H79V162H78ZM42 164H43V163H42ZM61 164H62V163H61ZM80 164H81V163H79V164H77V165H78V166H81L80 168L82 169V164H81V165H80ZM217 164H218V163H216V165H217ZM45 165H46V164H45ZM45 165H44V166H45ZM47 165H48V164H47ZM64 165H65V164H64ZM216 165L214 166V168H216ZM217 166H218V165H217ZM56 167H57V166H56ZM66 167H67V165H66ZM66 167H65L64 169L67 170ZM70 167H69V169L72 168V167H71V168H70ZM73 168H75V166H74ZM73 168H72V169H73ZM88 168L86 167V169H88ZM44 169H45V168H44ZM44 169L42 170V172H45ZM52 169H53V167H52ZM59 169H60V168H59ZM72 169H71V170H72ZM78 169H79V168H77V170H78ZM84 169H85V168H84ZM84 169H83V170H84ZM61 170H62V169H61ZM66 170H65L64 172H66ZM71 170H69V171H71ZM83 170H82V171H83ZM69 171H67V172H69ZM80 171H81V170H80ZM82 171H81V172H82ZM85 171H86V170H85ZM78 172H79V171H78ZM81 172H80V173H81ZM88 172H87V173H88ZM238 172H239V170H238ZM246 172H247V171H246ZM85 173H86V172H85ZM85 173L83 172L84 180H86L85 177H88V176H85V175L87 174V173H86V174H85ZM94 173H95V171H94ZM212 173H215V172H212ZM40 174H41V173H40ZM65 174H66V173H65ZM88 174H89V173H88ZM74 175H75V174H74ZM80 175L82 176V173H81ZM89 175H91V174H89ZM41 176H42V174H41ZM62 176H64V175L62 174ZM81 176H80V177H81ZM92 176H93V175H91V176L88 177V178H91ZM213 176H214V178L216 177L215 174H213ZM220 176H221V175H219L218 178H219ZM238 176H239V175H238ZM240 176H241V175H240ZM51 177H52V175L50 176V180H52L53 178H55V176L52 177V178H51ZM76 177H77V178H76ZM78 177H79V175H78V176H75V178H76L75 180H76L78 183H79V182H80V183L84 182V183H82V184H85V182H87V181H84L83 179H82L83 181L81 180V178H82L83 176H82L80 179H79ZM221 177H222V176H221ZM241 177H242V176H241ZM246 177H247V176H246ZM246 177H245V178H246ZM248 177H249V176H248ZM40 178H41V177H40ZM72 178H73V177H72ZM88 178H87V180H89ZM216 178H217V177H216ZM237 178H239V177H237ZM48 179H49V178H48ZM48 179H47V180H48ZM66 179H67V178H66ZM73 179H74V178H73ZM73 179H72V181H73ZM77 179H78V180H81V181H78ZM54 180H55V179H54ZM54 180H52L51 182H54ZM69 180H70V179H69ZM217 180H218V179H217ZM219 180H220V179H219ZM222 180H223V179H222ZM230 180H231V179H230ZM76 181H73V184H74V185H75V182H76ZM99 181H100V180H99ZM212 181H213V180H212ZM212 181H211V183H212ZM220 181H221V180H220ZM220 181H219V182H220ZM241 181H242V180H241ZM69 182H71V180H70ZM77 182H76V187L78 186L79 188H84V186H81L82 184H80V183H79L80 186H79V184L77 185ZM90 182H91V181H90ZM209 182H210V180L208 181V184H209ZM217 182H218V181H217ZM101 183H102V182L100 181V183H98V184L101 185ZM211 183H210V185L207 184V186H208V189L206 188L207 190L210 189L209 187L211 186ZM232 183H234V182H232ZM232 183H231V184H232ZM240 183H241V182H240ZM240 183H239V184H240ZM52 184H57V183H52ZM221 184H222V183H221ZM221 184L218 183V185H220V186H221ZM58 185H59V184H58ZM92 185H94V184H92ZM52 186H53V187H56L57 185H56V186H55V185H52ZM102 186H103V185H102ZM220 186H219V187H220ZM232 186H233V184H232ZM232 186H231V187H232ZM57 187H58V186H57ZM62 187H63V186H62ZM62 187L60 186L59 188L61 189ZM216 187H217V183H216ZM219 187H217V189H218ZM235 187H236V184H235ZM55 189H56V188H55ZM73 189H74V188H73ZM215 189H216V188H215ZM63 190H64V188L62 189V192H63ZM77 190H79V189L77 188L76 191H77ZM82 190H83V189H82ZM85 190H86V189H85ZM85 190H83V191L85 192ZM101 190H102V189H101ZM52 191H53V190H52ZM60 191H61V190H60ZM64 191H65V190H64ZM80 191H81V189L79 190V192H80ZM83 191H82V192H83ZM203 191H204V190H202L201 192H203ZM216 191H217V190H216ZM216 191H215V193H216ZM247 191H248V190H247ZM53 192H54V191H53ZM79 192H78V193H79ZM100 192H101V191H99V193H100ZM103 192H104V191H103ZM63 193H65V192H63ZM78 193H76L77 196H78ZM211 193H213V192H211ZM215 193H214V194H215ZM57 194H58V192H57ZM60 194H61V193H60ZM83 194H84V193H83ZM83 194H81V192H80L79 195H80V196L82 195L81 197H83ZM203 194H204V192H203ZM203 194H202V195H203ZM216 194H217V193H216ZM233 194H234V192H233ZM54 195H55V194H54ZM96 195H98V193H97ZM100 195H101V194H100ZM100 195H99V196H100ZM208 195H209V194H208ZM211 195H212V194H211ZM74 196H75V195H74ZM74 196H73V195L70 196V197H71L70 200L72 199V200L74 201ZM80 196H79V197H80ZM85 196H87V195L85 194ZM199 196H200V194H199ZM231 196H232V195H231ZM233 196H234V195H233ZM237 196H238V195H237ZM72 197H73V198H72ZM75 197H76V196H75ZM200 197H201V196H200ZM212 197H213V195H212ZM212 197H209V196H208V198H206V199L210 200V198H212ZM215 197H216V196H215ZM221 197H222V196H221ZM225 197H226V196H225ZM83 198H84V197H83ZM90 198H91V197H90ZM92 198H93V197H92ZM92 198H91V200H92ZM94 198H97V196L94 197ZM94 198H93V200H94ZM98 198H99V197H98ZM100 198H101V196H100ZM197 198H198V197H197ZM44 199H45V198H44ZM78 199H79V198H78ZM85 199H86V197H85ZM101 199H102V198H101ZM206 199H205V201H206ZM212 199H215V198L213 197ZM227 199H228V198H227ZM45 200H46V199H45ZM68 200H69V199H68ZM68 200H67L66 202H70V200H69V201H68ZM72 200H71V202H73ZM75 200H76V203H75V201H74V202L72 203V206H73V204H74V205L77 207V206H78L77 203H79V202L81 203V200L79 199L80 201L78 200V202H77V197H76ZM82 200H83V199H82ZM87 200L90 201L89 198H88ZM223 200H224V199H223ZM43 201H44V200H43ZM96 201H97V200H96ZM98 201H99V199H98ZM203 201H204V199H203ZM210 201H212V200H210ZM217 201H219V200H217ZM243 201H244V200H243ZM45 202H46V201H45ZM85 202H86V200H85ZM85 202H84V204H85ZM207 202H209V201H207ZM214 202H216V201H214ZM214 202H213V203H214ZM219 202H221V201H219ZM233 202H234V201H233ZM80 203H79V204H80ZM91 203H92V201H91ZM93 203H95V202H93ZM93 203H92V204H93ZM66 204H67V203H66ZM84 204H83V205H84ZM98 204H99V202H98ZM217 204H218V202H217ZM221 204L223 205L224 202L222 201ZM243 204H244V203H243ZM243 204H242V205H243ZM63 205H64V204H63ZM69 205H70V204H69ZM80 205H81V204H80ZM80 205H79V206H80ZM214 205H215V204H214ZM222 205H221V206H222ZM226 205H227V204H226ZM226 205H225V206H226ZM228 205H229V204H228ZM228 205H227V206H228ZM65 206H66L67 208H69V209H70V207H71V206H67V205H65ZM65 206H63V207L65 208ZM94 206H98V205L95 204V205H93V207H94ZM218 206H219V204H218ZM218 206H216V207L214 206V208H216V212H212V214H213V213H214V214H215V213L217 214V207H218ZM221 206H220L219 209H221ZM247 206H248V205H247ZM249 206H250V205H249ZM80 207H81V206H80ZM228 207H229V206H228ZM240 207H241V206H240ZM244 207H245V206H244ZM64 208H63V209H64ZM78 208H79V207H78ZM78 208H74V206H73V209H78ZM224 208H225V207H224ZM235 208H236V207H235ZM81 209H82V208H81ZM81 209H78V210L81 212ZM96 209H97V207H96ZM211 209H212V208H211ZM222 209H223V208H222ZM64 210L69 212V213L66 212V213H67V216H69L68 214L71 213L72 208L70 209V211H69V210H66V209H64ZM82 210H83V209H82ZM98 210H99V209H98ZM73 211H75V210H73ZM73 211H72V212H73ZM79 211H78V212H79ZM192 211H193V210H192ZM212 211H213V210H212ZM214 211H215V209H214ZM218 211H219V210H218ZM96 212H97V211H96ZM222 212H223V211H222ZM75 213H77V210L75 211ZM203 213H204V211L201 212V214H202V219H203V217H205V216H203ZM220 213H221V212H220ZM220 213H219V214H220ZM94 214H95V213H94ZM97 214H98V212H97ZM196 214H198V213H196ZM196 214H194V215H196ZM212 214H211V215H212ZM216 214H215V215H216ZM72 215L74 216L73 213H72ZM211 215H210V216H211ZM67 216H66V217H67ZM73 216H71V217H70V216L67 217L68 220L70 221V220H71L70 218H72ZM93 216H94V215H93ZM217 216H218V215H217ZM220 216H221V214H220ZM91 217H92V216H91ZM91 217H90V219L94 218V217H92V218H91ZM195 217H196V216H195ZM199 217H201L200 214H199ZM209 218H210V217H209ZM217 218L219 219L220 217H217ZM221 218H222V217H221ZM95 219H96V218H95ZM197 219H198V217H197ZM200 219H201V218H200ZM202 219H201V220H202ZM210 219H211V218H210ZM214 219H216V218H214ZM214 219H213V220H214ZM65 220H67V219H65ZM68 220H67V221H68ZM72 220H73V219H72ZM203 220H204V219H203ZM69 221H68V222H69ZM88 221H89V220H88ZM198 221H200V220L198 219ZM209 221H210V220H209ZM215 221H216V220H215ZM217 221H218V220H217ZM217 221H216V222H217ZM65 222H66V221H65ZM89 222L91 223V221H89ZM93 222H94V221H93ZM196 222H197V221L195 220V223H196ZM216 222H214V223H216ZM63 223H64V221H63ZM66 223H67V222H66ZM70 223H71V222H70ZM73 223L76 224L75 222H73ZM90 223H89V224H90ZM195 223H194V224H195ZM89 224H88V225H89ZM194 224H193V225H194ZM206 224H210V223H206ZM218 224H219V223H218ZM191 225H192V224H191ZM193 225H192V226H193ZM196 225H198V223L195 224V226H196ZM202 225H203V224H202ZM210 225H211V224H210ZM212 225H213V223H212ZM238 225H239V224H238ZM66 226H70V227H72L71 224H69V223H68V225H65L64 227L66 228ZM92 226H93V225H92ZM192 226H191V227H192ZM75 227H76V226H75ZM200 228H201V226H200ZM203 228H204V227H203ZM203 228H202V229H203ZM210 228H211V227H210ZM204 229H205V228H204ZM215 229H216V228H215ZM72 230H73V228H72ZM72 230H71V228H70V231H72ZM198 231H199V230H198ZM73 232H74V231H73ZM73 232H69V233H72V235H73ZM188 232L190 233V231H188ZM205 232H206V231H205ZM194 233H195V230H194ZM194 233H193V234H194ZM209 233H210V232H209ZM205 235H206V234H205ZM212 235H213V234H212ZM187 236H188V235H187ZM190 236H191V235H190ZM215 236H216V235H215ZM192 237H193V236H192ZM212 237H213V236H212ZM186 238L188 239L189 236L186 237ZM221 238H222V237H221ZM187 239H186V240H187ZM191 240H192V239H191ZM202 241H203V240H202ZM190 242H191V241H190ZM186 243H187V241H186ZM211 243H212V242H211ZM121 244H122V242H121ZM184 244H185V243H184ZM124 245H125V244H122V246H124ZM194 245H195V244H194ZM183 246H184V245H183ZM115 247H119V246L116 245ZM120 248H122V247H120ZM127 248H128V246H127ZM127 248H124V249H127ZM130 248H131V246H130ZM132 249H134V248H132ZM120 250H121V249H120ZM120 250H119V251H120ZM127 250H128V249H127ZM130 250H131V249H130ZM130 250H128V251H130ZM114 251L116 252L117 250H114ZM119 251H118V253H119ZM135 251H137V250L135 249ZM139 251H140V250H139ZM177 251H178V250H177ZM185 251H186V250H185ZM237 251H238V250H237ZM115 252H113V253H115ZM116 253H117V252H116ZM116 253H115V257H116ZM120 253H122V252H120ZM120 253H119V254H120ZM187 253H188V252H187ZM126 254H127V253H126ZM134 254H135V253H134ZM262 254H263V255L260 257V260H259L258 264H264V251H263ZM112 255H113V254H112ZM112 255H110V256H112ZM117 255H118V254H117ZM120 255H121V254H120ZM120 255H119V256H120ZM144 255H145V254H144ZM144 255H143V256H144ZM147 255H148V254H147ZM252 255H253V254H252ZM108 256H109V255H108ZM123 256H124V255H123ZM139 256H140V255H139ZM125 257H126V256H125ZM127 257H128V256H127ZM136 257H137V256H136ZM147 257H148V256H147ZM112 258H113V257H112ZM109 259H111V258L109 257ZM127 259H128V258H127ZM130 259H131V258H130ZM144 259H146V258H144ZM147 259H149V258H147ZM147 259H146V262L148 261ZM131 260L133 261V259H131ZM134 260H135V259H134ZM184 260H185V259H184ZM161 261H162V260H161ZM161 261H159V262H161ZM138 262H139V261H138ZM142 262H143V261H142ZM144 262H145V260H144ZM153 262H154V261H153ZM134 263H135V262H134ZM150 263H151V262H150ZM150 263H148V264H150ZM165 264H166V263H165ZM167 264H168V263H167Z\"/></svg>", "mask_w": 264, "mask_h": 264}]
</instances>
